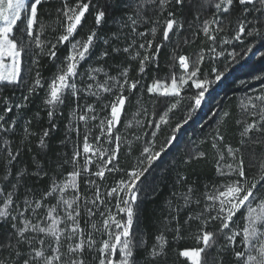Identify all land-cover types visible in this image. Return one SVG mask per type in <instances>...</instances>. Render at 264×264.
<instances>
[{
	"label": "snow or ice",
	"instance_id": "6c2138e0",
	"mask_svg": "<svg viewBox=\"0 0 264 264\" xmlns=\"http://www.w3.org/2000/svg\"><path fill=\"white\" fill-rule=\"evenodd\" d=\"M170 0H136L135 3L127 2L125 7L131 11L133 14L122 16L117 23L120 28L125 27L130 29L132 35H139L141 37L145 36L144 32H137V28L140 23L146 22V17L143 15L144 5L155 4L159 10H163L164 6L169 3ZM206 3H212L216 14H227L238 12L239 15L236 20L235 33L232 36V41H238L243 43L241 37H253V40L244 49L246 53H252V47L256 43L257 39L264 40V0H238V7H233L234 0H205ZM42 3V0H0V94L3 93L5 88L15 87L23 90L24 95L22 96L21 102L17 103L15 107L17 109L23 108L27 105L30 97L33 94H38L40 89H45V100L44 105L47 111V116L50 122V128L44 129L42 135L39 139V146L42 150H47V144L45 143V138L50 134V131L55 129L56 125L54 123V116L57 114L58 109L65 102V95H71L74 102L73 116L80 122L84 123L85 134H84V144L83 153L88 154L93 151L92 147L88 143L89 139V121H95L99 119V124L96 125L100 129V135L95 137L97 144L101 140V136L107 133L105 142L112 143V130L119 124L123 106L125 104L126 96L123 95L124 85H129V90H134L137 88L139 81H133L129 84L127 78V70L120 73L123 77V83L117 77L109 76L107 71H105L103 66L93 67L90 63V58L93 57V49L96 47V43H102L105 45V49L100 51L96 57L98 60H102L108 57L112 53L121 52L120 47L112 46L111 53L108 50L109 39L98 36L97 29L102 22H105V16L108 12L107 7H99L93 4V0H62V7L59 10L62 15L63 32L55 39V42L48 41V47L45 49L44 42L40 39V34L43 32V26L40 25L39 32L34 36L33 30L34 26L39 24L38 19V6ZM177 4H184L185 0H175ZM90 4L96 9L95 15V28L90 29L86 37L78 38L77 29L81 27L82 23H86L85 14L89 12ZM23 14V15H22ZM171 16L172 13H169ZM199 19V17H197ZM224 19H229L224 17ZM18 22H20L19 27ZM177 24L178 29L183 28V24H179L174 19H169L166 21V30L163 32V40L167 41L169 39V32L173 29V25ZM216 25V31H224V26L222 25L221 19L216 16L213 19L205 20L203 22L202 31L208 37L209 40L213 41V45L210 47L209 51L212 54L211 59H216L217 56H223L224 50L221 49L220 52L216 51V36L210 35V25ZM247 29V31H246ZM15 30V31H14ZM152 33L155 34L156 29L152 28ZM232 41L229 39H222L221 44H230ZM67 44L68 54L63 58L61 62L57 65L56 73L50 79L45 88L43 77L39 70L40 58L47 56L50 61H57V45L63 46ZM34 45V48H33ZM132 45L124 47L123 52H129ZM152 41H147V48L145 43H140L139 48L151 49ZM34 49H39L35 51ZM159 45H157V52L153 53L151 57V62L155 61L156 55H158ZM259 51V50H258ZM139 52L136 56H139ZM233 60H236L238 53L233 50L228 53ZM264 55V52H261ZM241 59L244 57L241 56ZM27 59L29 62L25 65L23 60ZM150 57L144 55L140 59V71H144L145 61H149ZM7 61V63H5ZM89 61V64L85 71H79L82 62ZM203 61V57H199L195 62L193 70L188 71L189 64L188 58L185 56L179 57V64L182 69H184V74L179 78L173 74L171 79V87L166 89L161 94L163 96H175L179 97L178 90V79L180 85L187 84L188 80H192L195 88L200 90L194 93L192 96L187 97L189 100V107L186 116L183 119V123H177L175 126H170L168 135L165 139L164 144H161L159 149H156V136L157 133L161 131V125L169 124V113L171 109L177 106L179 100L176 103H172L168 106V102L164 101V108L156 119L153 131L150 135L148 142L145 144L141 159L138 160L137 166L127 174V179H121L117 186L112 187L108 192L107 196L112 197L115 195V208L123 216L121 219L117 220L115 215L111 214V209H109V219L114 225V230L108 227V221H105V227L108 229L109 239L103 241L102 247L98 249L99 251V264H136L134 259V250L139 247L143 240H137L136 234L132 231L134 219L136 217V208L138 195L143 190V184H140L141 178L149 172L152 165L161 158L162 153L166 152L168 147L171 146L172 142L177 141L178 134L184 124H187L192 117V113L201 107L202 101L205 99V92L207 91L206 85L212 83L207 79H199L198 73H200L199 63ZM23 72V75H22ZM103 74V82H99L97 77ZM91 81L92 83H84V86L80 89L83 95H92L99 98L100 92H111L113 88L118 87L119 93L116 95L115 100L108 105L102 106L104 108H110V115H106L103 118H99L96 114V109L91 104H87L83 107L79 104V100L82 98L81 95L77 94V80L81 82ZM196 78V79H194ZM216 80L221 79V74L217 73ZM254 79L264 80V76H256ZM112 82V83H109ZM159 84L154 82L151 87L148 88L149 92H154L158 88ZM96 91H93V89ZM253 101H258L259 106ZM242 107L247 110L249 106L252 111L249 115L259 119L253 120L252 123L247 124L241 133L242 136H248L250 132L255 129L256 132L264 135V91L262 94L256 96H248L246 100L241 101ZM13 107L11 105L5 107V112H12ZM77 113H79L77 115ZM62 114V113H60ZM228 112L223 113V117H227ZM0 121H4V116L0 115ZM10 127H5L4 123H0V132H9L15 127V120L9 122ZM31 123L30 121L28 122ZM106 125V128H105ZM149 126L152 127V122L149 121ZM79 136L80 129L77 126L74 129ZM25 132H28L27 126L24 128ZM148 135V133H144ZM216 139L222 140V136H218ZM116 146L109 153L107 149L102 147H97L95 149V154L100 158L107 156V159L103 160L105 167L111 164L112 167L108 169L109 171H116L117 165L113 163L116 159L117 153L119 151V141L120 137L117 135L115 137ZM256 143L262 142L261 140L254 141ZM7 143V141H5ZM215 143L213 147H215ZM188 151H191V145L187 147ZM237 150L228 148V154L235 157ZM19 153L13 154L11 150L7 152V162L12 164L16 160V156ZM80 156L79 151H74L72 163L74 165V170L68 174V178L58 184L55 181L52 182L49 189L43 194L44 197L52 196L57 190H59L60 199L58 203H63L65 207L66 218L71 221L69 225H66L64 229L58 227L60 223V217H54L53 212L56 211L55 207H49L47 221L48 225L42 226L43 220L36 219L35 222L25 216V213L31 208L32 214L35 215V209L41 207V201H36L33 206V201L25 197L23 200V207L16 204L15 207H10L13 205V196L15 195V189L21 186V177L28 175L26 172H19L14 175V183L11 184L13 191L5 192L4 189L0 188V197H3L2 206H0V222H7L11 226V230L5 236L0 237V264H40L41 260L43 264H53V261H58L60 259L59 243L62 232H67V239L71 240L75 235L79 234L81 237L80 242L74 247L69 244L68 249L72 253L80 252L83 253L85 241L83 239V230L79 228L78 217L80 216V208L77 206L73 209V203L80 200V194L78 189V177L81 176V170L79 167H75L77 158ZM223 159V157H221ZM92 163L91 158L88 155L84 157L83 169L86 174H88V165ZM227 169L225 171L224 169ZM217 170L221 176H230L233 173L240 177H245L244 162L242 159L239 160L238 165L235 167L233 164H227L224 166L218 165ZM35 175L42 177L47 175L43 169H37ZM96 177L101 179L104 178L105 172L103 168H98V170L91 173ZM181 182L185 180V177L179 178ZM264 175L260 176L259 181L251 184L250 187L245 188L243 185L248 184V181L243 180H232L226 181L219 186H213L211 191L205 192V198L208 201H212L211 204H205L202 213H198L195 217L192 215L188 216L189 220L200 219L204 213H208L203 221V225L206 226L209 222L220 221V230L216 233L212 231H203L202 239L203 247L194 250H185L181 253L182 256L188 257L192 264H200L201 253L205 249L212 247L217 239L221 235L232 245L236 243V237L241 235L240 231L235 229V221L233 217L241 210L245 209L247 216V226L243 228V239L242 243L245 246L246 251L236 252L235 256L238 260L242 261V264H264V198H261L259 203L254 207L253 204L257 201L260 196V190L257 189V183L260 184V189H264ZM89 184L95 185V181L89 179ZM138 184L140 186L138 187ZM71 187L76 191V195L72 199H65L63 193ZM31 192V189H29ZM255 192V195H254ZM123 193V195H121ZM192 189L189 187L188 192L184 194L185 204L191 202ZM241 193H243L241 195ZM177 193H174L176 195ZM251 198V199H250ZM99 200L100 203H104L100 199V188L97 185L95 187V199L91 201L92 204H96ZM199 203V201H196ZM85 210L88 214L94 215L93 209L88 208V201H84ZM107 207V205H106ZM259 209V211H258ZM214 212V214H212ZM103 215V213H101ZM242 216L244 213L241 214ZM18 222L22 226H18ZM230 225H233L230 228ZM95 227V225H93ZM224 229H229V232L225 233ZM44 233L55 238L57 244L56 248L52 249V255H45L43 248L34 247L35 236H27L26 233ZM123 237V239H122ZM157 240L160 241V247L166 243L163 236H158ZM40 245H44L45 241L40 240ZM88 248L91 249L95 241L92 239L91 235L88 236ZM253 252H257L258 255H254ZM119 253V255H117ZM156 255L155 249H153V256ZM69 264H84L83 259L73 258L70 260Z\"/></svg>",
	"mask_w": 264,
	"mask_h": 264
},
{
	"label": "rangeland",
	"instance_id": "374dc122",
	"mask_svg": "<svg viewBox=\"0 0 264 264\" xmlns=\"http://www.w3.org/2000/svg\"><path fill=\"white\" fill-rule=\"evenodd\" d=\"M45 1H53V0H42V2H45ZM188 1L189 2L190 1L191 2L199 1V4H197L198 7L196 8V10H200L201 13H199L197 15V17H199L198 21H197L196 16L194 19L197 29L195 28V26L192 25V21H189L187 23V25H189V27L187 29L185 28L184 25H183L182 29H178L177 24H175L176 30L169 37V40L167 42L165 41L166 43L170 42V45L172 48L171 53H172L173 57L171 58V62L168 64L169 67L164 70V74H161V75L158 74L156 76H153V78L151 80H149V81H151L149 86H145V88H144V84H143V87H141L142 84H139V83H140V81L143 80L144 75L147 73L149 65L151 63H153V62H151V57H152L153 53H155V52L151 51L152 47H151V49H148L147 52H145V49L139 48V44L145 43V47L147 48L146 42L149 40L152 41L155 37V34L157 33V30H156L155 34H153L151 30H152V28H155L154 27L155 23H157L158 20L157 19H155L154 21L146 20V22L144 24H141V25L139 24L140 30L138 31V29H137V32H144L145 36L141 37L139 35H135L137 38L136 42L129 49L131 61H135V62H137V64H140V59L144 55H148L150 57V60L145 61V67H144L143 72H141L140 68H139V77H142V79L140 78V81L137 84V88H138V90L136 92L137 95L135 96L134 100H131V102H129V101L127 102V100L130 99V95L127 94L128 93L127 91H133V90H129V85H124L123 95L127 97V99L125 100L126 107H125L123 113L121 114L120 122H119V124H117L118 126L114 127L112 130V143H106L105 142L106 135H107V133L105 132V135L101 136V140H100L99 144H97L95 137L97 135H100V129L98 127H96V125L99 124V119H97L95 121H89L90 132H89L88 143L92 147L93 151L88 153V154L83 153L84 134H85L84 123L78 121L76 119V117L73 116L72 110H73V107L75 105H74L73 98L71 97V95H65L64 104L62 106H60V108L58 109L57 114H56L57 116L55 115L53 118L54 123L56 125L54 130L56 131L58 127L63 130V134H62L63 148L59 151V153L57 155L58 160L54 164L57 173H54L53 175H44L42 177H38L35 175L36 170L37 169H43V168L40 167L38 164H36V166H32V167H23L19 164L16 165L15 162L18 161V156H16V160L12 164H8L7 152L9 150H11L13 152V154H15L16 152L19 153V150H18V148H14V146L11 144L10 140H11L12 136L9 132H7V133L0 132V188L4 189L5 192L13 191V189L11 188V184L15 182L13 177L17 173V171L28 173V175H25V176L20 178L21 179V186L14 190L15 195L13 196V205H11L10 207H15L16 204H19L21 207H23V200L25 199V197H27L28 199H30L34 202L33 206H34L36 201H41V207L35 209V215L32 214V210L30 208L28 210V212L25 213V216L28 217L29 219L33 220V222H35L36 219L43 220L42 226H45V227L49 223L46 219L47 215H48L49 207H55L56 211L53 212L52 215L54 217H60V223L58 225V227L60 229H64L66 227V225H69L71 223V221H68L66 218V213H65V207L66 206L63 203H58V201L60 199L59 190H57L52 196H48L46 198L44 197L43 194L49 189V187L53 181L60 184L68 178V174L74 170V165L72 163L73 153H74V151L80 152V156L77 158V162L75 165V167H79L81 170V176L78 177V180H77L79 194H80V200L73 203V209H75L77 206H79V208H80V216L77 219L79 221V228L82 229L83 233H84V235H83V239L85 241L84 251H83V253H80V252L72 253V252H70L68 249L69 244H71L74 247L76 244H78L80 242L81 237L79 236V234H77L71 240H69V239H67L68 233L62 232L61 237H60V243L58 245L59 252H60V259L58 261H53V264H69L70 260L73 258L83 259L84 264H99V259H98L99 251H98V249L100 247H102L103 241H106L109 239L108 229H106V227H105V221H108V227L110 229L114 230V225L112 224L111 220L109 219V209H111V214L115 215V218L117 220L121 219L123 216V214L119 213L114 206L115 202H116L115 201V195L116 194H113L112 197H108L107 192L112 187L117 186L118 182L121 179L126 180L127 174L134 169V168H132V170H130V169L125 168V166H124L125 164L123 162H121L123 160V157H125V155H132L133 149L135 147H137L139 154L136 157V161L138 162V160L142 158L141 157L142 150H143L145 144L148 142L150 135L153 131V127H154L155 122H156V119L154 118L153 114H155V117L158 118L162 109L165 107L164 103H163L164 101H167L168 106H170L172 103H176L177 100H179V103H177V106L175 108L171 109V111L169 113V124L161 125V131L159 133H157L156 149L158 150L160 145L164 144V141L166 139V138L164 139L163 136L167 137L168 135H170L169 128H170L171 120L173 119V116L175 114L174 113L175 109L178 107L179 104H181V101L182 102L186 101L185 104L182 103L183 104L182 109H180V111H179V112L183 113L182 114L183 116H186L187 111H188V107H189V100L187 99V97H190L194 93L200 91V90L195 88V85L192 83V80H188L187 84L180 85V82L178 79L177 82H178L179 97H175V96H171V95L166 97V96H163L161 94L163 91H165L166 89H169L171 87V79L173 77V74H175V76L177 78H179L182 74H184V69H182L180 67V64H179V57L180 56H185L188 58V64H189L188 71L189 72H191L193 70L194 66H196L195 62L198 60V58L202 56L203 61L200 62L198 65L200 68V73H198L197 78L207 79L209 81H212V83L206 85L207 91L205 92V99L202 101L201 107L192 113V117L189 120L190 122L188 121L187 124H184V126L181 128V131L178 134H176L178 137L177 141L172 142L171 146L168 147L167 151H169V149H172L174 146H177L178 148L182 149V153H184V151L186 152V158L188 160H190L191 158L196 160L200 157L206 156L207 152L205 150H206V147L208 146L210 149H212L214 151V153L217 157L216 163H215L216 173L220 178L217 179L215 186H219L220 184H223L226 181H232V180H241V183L243 184V180L246 179L248 181V184L243 185V186L245 188H247V187H250L252 183L259 181L260 176L264 175V170H263L264 167H263V169L260 170V172L257 173V176H255V177L246 176V173H245L244 178H240V177L236 176L234 173L230 176H221L217 170L218 165L224 166L227 164H233V166L235 167L236 165H238L239 160L241 158L237 155V152L235 154V157L228 154V148L229 147L232 148L234 151L237 150V147L234 144H231L230 142H225V140H223V139L222 140L216 139L218 136H221L220 131L218 129L220 127V124H222L223 121L225 120V117H223V116L221 117V112L223 111L222 106L220 105V101H219L221 98H218V100H217L215 95L213 97H211L210 95L207 96V94H208L209 90L214 89L218 85V83L221 81V79L220 80L215 79L217 72H216V67L213 65H212V73L211 74L215 75V76H209L208 71H206V73H204V74L202 73V67L205 64L210 62V61L208 62L210 52L208 51V49L203 48L204 46H203L202 40L204 39V37H207V36L203 33L202 27H203V22L205 20L213 19V17L216 16L217 18L221 19L222 25L224 26V31H219L221 33V35L223 36L222 39H229L230 41H232L229 33L225 32V29L231 27V23H230L231 20L224 19V17H228V15L231 13V10H230V13H227V14H216L212 3H206L205 0H188ZM157 3H158V0H157ZM213 3H214V0H213ZM147 5L156 6L155 4H146L144 6H147ZM169 13H170V11L168 12V16L164 19L165 23H164V27H163L164 28L163 32L166 30V21L172 18V15L170 16ZM86 14H88V13H86ZM19 23L20 22H18V25H19ZM151 23H154V24H151ZM178 23L182 24L181 22H178ZM215 29H216L215 24L210 25V35L215 34ZM34 30H35V26H34ZM34 30H33V35H34ZM198 32L200 33V36L198 35ZM84 37H86V36L80 35V38H84ZM128 37L131 38L132 36L130 34H128ZM162 37H163V35H162ZM196 37L199 40L196 44H193ZM200 37H202V40ZM242 37H241V40L243 41V43L238 42V41H232L230 44H227V45L220 43V41L222 39H220V40L217 39L216 51L220 52L221 49H223L224 55L223 56H217L216 59H225V62L227 63V65L229 63H232L233 61H237L239 59V55H242L245 52L244 49H246V47L251 42L248 39H253V37H247L244 39ZM120 39L121 38H119V40ZM211 42H213V41H211ZM96 45H97V43H96ZM190 45H192V46L196 45L197 46L196 49H193L196 52H194V53L191 52V54H189V53L185 54L184 51H185L186 47H188ZM233 50H235L238 53L236 60H233L232 57L228 55V53L232 52ZM137 52H139V54H140L139 56H136ZM59 62H61V61H59ZM5 63H7V61H5ZM90 63L93 67H100L101 66L98 64V60L95 58V54L93 55V57L90 58ZM88 64H89V61L82 62L80 65L79 71H81V72L85 71ZM131 64L132 63H130L129 65L131 66ZM129 69H130V67H129ZM129 69H126V68L123 69V71L127 70V77H128V73H130ZM56 70H57V67H56ZM56 70L52 74L51 77H49L46 80L43 79L44 84H45V88L47 87V84L50 81V79L56 73ZM107 73H108V71H107ZM22 75H23V72H22ZM108 75L112 76V74H110V73H108ZM258 75L260 76L261 74L256 73V75L254 77H256ZM254 77H251V79L254 81V83L250 82L249 85L244 84V86L241 87V91L236 98L238 110L240 113L239 123L241 122V125H239V132H240L241 139H242L241 133L243 132V130L247 126V124L252 123L253 120L259 119L258 116L253 117V116L249 115V112L252 111L250 106L247 110H245L241 105V101L246 100V98L248 96L260 95V94H262V91H264V80H257V79H254ZM117 78L121 80V83H123V77L122 76L117 77ZM104 79L105 78H104L103 74H101L100 76L97 77V80L101 83L103 82ZM194 79H196V78H194ZM230 79L232 80V78H230ZM247 81L248 80L244 79L242 82H247ZM154 82H157L159 84V86L154 92H149L148 88L151 87V85ZM84 83H92V82L87 81L86 78H85L84 82H81L79 79L77 80V94L82 96V98L79 100V104L81 105V107H83L87 104H91L94 107V109H96V114L98 115L99 118H103L106 115H110V108H104L102 110V106L108 105L115 100L116 95L120 94L118 87L113 88V90L111 92H102L101 91L99 94V98H97V96L83 95L80 92V89L84 86ZM109 83H112V82H109ZM240 84H241V82H240ZM93 91H96V89L94 88ZM14 92H16V91H14ZM153 96H156V97H153ZM39 97H40L41 111H42V113L45 112L46 114L43 115L38 110L37 111L38 113L35 114L33 116V118H36L37 120H39L42 116H46V121L48 122L45 128H43V129L41 128L39 130V132L38 131L36 132V133L40 134V136H37V140H38V146L37 147L40 150H36V151H37V153L39 151L42 154V152L45 153V150H42L40 148L39 139L42 135L43 130L50 128V122H49V119L47 116V111H46L45 105H44L45 89H43V92ZM0 100L2 102L6 103V106H9V105L13 106V104L15 103L13 101L14 99L10 98L7 94H4V92L2 94H0ZM204 101H206V102L203 103ZM148 102L152 103L153 112H148ZM253 103H256L259 106L258 101H253ZM203 106H204V108H203ZM18 110H21V108ZM6 113H8V112H6ZM60 113H62V114H60ZM78 114L79 113H77V115ZM2 115L4 116V121H0V123H4L5 127H7V124L12 120H15V122H16L15 125H16L20 119L18 117H14L13 119H9L7 117V115H5V114H2ZM149 121L152 122V127L149 126ZM179 123H183V122H179ZM191 123H193V126L196 125L198 127L190 126L188 128V126ZM176 124L177 123H175L173 126H175ZM9 125H10V123H9ZM202 125H204L205 129L208 131V134H209V140L208 141L206 139V136H204L205 135L204 131H202V129L199 128ZM77 126L80 129L79 136L77 135L76 131L74 130ZM15 127L13 130H11V133L14 135L16 133ZM105 128H106V125H105ZM184 130H185V132H184ZM145 132L148 133L147 136L144 135ZM254 132H256L255 129H253V131L250 132L248 134V136H245V137L247 139H250L251 135ZM24 133H25V131H24ZM26 133L30 134V131L28 130V132H26ZM117 135H119V137H120L119 151L117 153L116 159L113 161V163L117 165V170L116 171H109L108 169H110L112 167V165L109 164V165H107V167H105L103 164V160L107 159V156L100 158L98 155L95 154V149L97 147H102L103 149H107L108 152L110 153L112 151V149L115 148V146H116L115 137ZM48 139H49V136L47 138H45L46 144H47ZM241 139H240V141L242 142ZM5 141H7V143H5ZM214 143L216 145L215 147H213ZM189 145H191V151L186 150ZM167 151L162 153L161 158L159 160H157L152 165V167H154L160 160H162V157L167 153ZM207 154H209V153H207ZM85 155H88L92 160V163H90L88 165V169H89L88 174H86L84 172V169H83ZM36 157L37 156H35V159H37ZM221 157H223V159H221ZM263 164H264V161H263L262 165ZM152 167L150 169H152ZM98 168H103V170L105 172V176L103 179L96 177L94 175H91V173L98 170ZM224 170L227 171L226 168ZM126 171H128V172L126 173ZM244 171H245V168H244ZM46 173H47V171H46ZM31 176L34 177V178H31L32 180L36 179L34 182H30L28 180L29 177H31ZM45 177L49 178V181H48L49 186L45 189L39 190L38 186L40 185V181H41V179H46ZM89 179L95 181L96 182L95 185L89 184L88 183ZM262 182H264V181H262ZM140 184L144 185V182L142 183V179H141ZM140 184H138V187L140 186ZM97 185L100 188V199L104 201L103 204L100 203L99 200L96 201V204L91 203V201L95 199V187ZM189 185H193V184L191 183ZM189 187L191 188V186H189ZM212 187L210 188L209 191H211ZM29 189H31V192H29ZM257 189L260 190V196L258 197L257 201L253 204L254 207L259 203L261 198H264V189H260L259 183H257ZM192 191H193V189H192ZM187 192H188V190H186L184 192V194ZM141 193L138 195L137 205H139V202H140L139 196L141 197ZM174 193L175 192H173L172 195L170 194V196L167 198L166 203H165L166 208L168 209L169 213H170V211L172 213L177 212L179 209V208H177V206H175L177 204L173 203V196H175ZM76 194H77L76 191L73 190L71 187H69L67 190L64 191L63 196L65 199L70 200ZM242 194L243 193H241V195ZM121 195H123V193H121ZM192 195L193 194L191 193V201L194 199V196H192ZM254 195H255V192H254ZM183 197H184V195H183ZM204 198H205V196H204ZM182 199H184V198H182ZM85 200L88 201L87 207L93 209L94 215L90 216L88 214V212L85 210V204H84ZM2 203H3V197H0V206H2ZM183 203H184V207H187L184 200H183ZM211 203H212V201H208L205 198V201L202 204V206L199 205L198 206L199 209H196L195 213H189L188 215H192L193 217H195L198 213L203 212L205 204H211ZM106 205H107V207H106ZM137 208H136V210H137ZM258 211H259V209H258ZM101 213H103V215H101ZM242 213H244L243 216L241 215ZM212 214H214V212ZM207 215H208V213H204V215H202L200 219H196L201 224L194 231L195 233H194L193 245L196 247L195 249H197V247L198 248L203 247L202 239H200L203 231H212L213 233H216L220 230V221H217V223H216V221L209 222L206 226L203 225V221L205 219L204 216H207ZM166 220H168V219H166ZM233 220L235 221V229L240 231V233H241V235L236 237L235 245L230 244L224 238L223 235H221L219 237V239H217L216 236H214V240L216 241V243L212 247H210L209 249H205V251L201 253L200 264H225L224 263V256L225 255H228L232 259V262H234L235 264H242V261L237 259V257L235 256V253L246 251L245 246L242 243L243 228L247 226V216L245 213V209L241 208V210L236 214V216L233 217ZM93 225H95V227H93ZM18 226H22V225H20L18 222ZM232 227H233V225H230V228H232ZM0 228L1 229L4 228V230H3L4 236L7 233H9L11 230V226L7 222H0ZM161 231H163V232H160L156 236V239H155L156 243L152 245V248H151L152 255H153V249H155L156 255H160L162 253V251L160 250L161 247L159 246L160 241L157 240L158 236H163L164 240H168L170 238V235L165 231L164 228ZM224 232L225 233L229 232V229H224ZM134 233H135V227H134ZM26 235L27 236H35L34 247H37V248L42 247L43 250L45 251L46 256L52 255L53 254L52 249L57 247V244L55 242V238L50 236V235H46L44 233L34 234L31 232L26 233ZM89 235H91L92 239L95 241V243L93 244L91 249L88 248V243H87ZM41 239L45 241L44 245H40L39 241ZM122 239H123V237H122ZM136 239L138 240L137 237H136ZM242 245L244 246L243 249H241ZM190 250H194V249H190ZM253 254L258 255L257 252H253ZM117 255H119V253H117ZM186 258H188V257H186ZM188 260L192 264V262L189 258H188ZM40 264H43L42 260H41ZM252 264H255V262H252Z\"/></svg>",
	"mask_w": 264,
	"mask_h": 264
},
{
	"label": "trees",
	"instance_id": "16d2710c",
	"mask_svg": "<svg viewBox=\"0 0 264 264\" xmlns=\"http://www.w3.org/2000/svg\"><path fill=\"white\" fill-rule=\"evenodd\" d=\"M69 2L71 3L73 0H69ZM127 2H129V0H93V4L98 5L99 7H107L109 9L105 16V22H102L97 29L98 36L101 37V40L104 38L109 39V46L107 47L110 53L112 46L121 48V52L118 54L112 53L102 60H98L96 57L100 51L105 49V45L97 43L93 52L95 54V58L98 60V64L103 66L108 73L112 74L113 77H120V73L123 72V69H129L130 67V73H128L127 78L129 83H131L133 81H140V78L142 79V77H139L140 64H137L135 61H131L129 52L126 53L122 51L124 47L133 45L137 39L136 36L130 33L129 28L125 27L121 29L120 25L117 23L122 16L133 14L125 7ZM130 2L135 3L136 0H130ZM190 2L185 0L184 4H177L175 3V0H170V2L164 6L163 10H159L157 5L144 6L143 15L146 17V20H158L154 26L157 33L152 40L151 51L156 53L157 45H159V50L155 61L149 65L147 73L144 75L143 80L139 83L142 84L141 87H143V84L144 88L145 86H149L151 82L149 80H151L153 76L164 74V70L169 67L168 64L171 62V58L173 57L170 42L166 43L169 39L165 42L162 37L165 23L164 19L168 16V12L170 11V13H172L171 19L181 22L186 29L189 27V25H187L189 21H192V25L197 29L194 19L195 16L197 18V15L201 13L200 10H196L199 1ZM61 7L62 0L45 1L38 6L39 24L35 26L34 35L39 32V27L42 25L43 32L40 34V39L44 42L43 46L45 49L49 46L48 41L55 42V39L63 32L62 23L64 18L59 12ZM233 7H238V0H234ZM95 11L96 9L90 4L89 12L85 15L86 23H82L81 27L77 30L78 38H80V35L86 36L90 29L96 27L94 15ZM238 15V12H231L228 15L229 20H231V27L225 29V32L229 33L231 40L237 26L236 20ZM144 23L145 22H142L140 25ZM137 29L139 31L140 27L138 26ZM175 30L176 25L174 24L169 37ZM128 34L132 37L129 38ZM198 35L200 36L199 32ZM214 35L218 40L223 38L219 31L215 30ZM119 38L121 39L119 40ZM200 38L202 40V37ZM242 38L244 39L245 37L243 36ZM198 40L199 39L196 37L193 44H196ZM248 40L252 41L253 39ZM202 43L204 46L203 48L208 49V51L211 45H213V42H211V40L209 41L208 37H204ZM215 44H217V42H215ZM68 48L69 46L67 44H64L63 46L57 45V61H50L47 56L40 58L39 70L44 80L52 76L56 70L58 62L62 61L68 54ZM196 48V45H190L186 47L184 52L185 54H191V52H196L193 50ZM34 50L39 51V49ZM261 52H264V40L257 39L256 43L252 47V53L244 52L242 55H239V59L237 61H233L227 65L225 59H211L212 54L210 53L208 62L210 61L211 63L209 62L202 67L203 74L208 71L209 76H215L211 74L212 65L216 67V72L221 74V81L214 89L208 91L207 96L210 95L213 97L215 95L217 100L218 98H221L219 100L223 109L221 117L225 111L228 112V116L225 117V120L222 124H220L218 130L225 142H230L237 147V155L243 159L246 176L253 177L257 176V173L264 167V164L262 165L264 161V135L254 132L250 139H247L245 136H242L241 139L239 132V125H241V122L239 123L240 113L236 98L244 84L249 85L250 82L254 83L251 77H254L256 73L261 74L260 76H264V55H261ZM241 56L244 58L241 59ZM28 62L29 61L27 59L23 60V64L25 65ZM130 63H132L131 66L129 65ZM230 78H232V80ZM244 79L248 81L242 82ZM137 90L138 88L133 91H127V94L130 95V99L127 100V102L134 100L137 95ZM3 92L10 98H13L15 103L12 106L13 111L6 113V103L0 100V115L5 114L9 119H13L14 117L20 118L19 122L15 125V135L9 131L12 136L10 140L11 144L14 148H18L19 150L18 161H16L15 164H19L23 167H32L38 164L45 172L47 171V175L57 173L54 164L58 160L57 155L59 151L63 148V130L58 127L56 131L53 129L50 132L49 139L47 141V151L45 153L42 152L41 154V152L38 151L37 153L36 151L40 150L37 147V136H40V134L36 132H39L41 128H45L48 123L46 121V116H42L39 120L33 118V116L38 113V110L41 114H46L41 111L39 97L42 94L43 89H40L38 94H33L27 105L21 108V110H18L15 105L16 103L21 102L22 96L24 95L23 90L20 88L8 87L5 88ZM185 102L186 101H181V104H179L175 109V114L171 120L170 126H173L175 123L183 122L185 116H183V113L179 111L182 109V105L185 104ZM205 102L206 101L203 103ZM152 106V103L148 102V112H153ZM125 107L126 104L123 106L122 113ZM29 121L31 122L30 124L28 123ZM25 126H27L30 134L26 132L24 133ZM190 126H193V123H191L188 128ZM7 127H10L9 123L7 124ZM193 127L198 126L194 125ZM199 128L204 131V136H206L208 141L209 134L204 125ZM163 137L164 139L166 138L165 136ZM256 140H261L262 142L256 143L254 142ZM205 151L209 153H206L205 157H200L196 160L191 158L188 160L186 158V152L184 151V153H182L181 148L174 146L172 149L167 151V153L162 157V160L152 167V169H149V172L141 178L144 185L141 197L139 196L140 202L136 210V217L134 219L133 226L135 227L136 237L138 240L142 239L143 243H141L139 247L134 250V259L136 264H191L188 258L182 256L181 253L185 250L196 248L193 245L194 231L201 223L196 219L189 220L188 214L195 213V210L199 209L198 206H202L205 201V192L209 191L210 188L216 184L217 179L220 178L216 173L215 163L217 157L214 151L208 146ZM132 152V155H125L121 161L125 164V168L130 170L137 166L136 157L139 154L138 148L135 147ZM35 156H37V159H35ZM127 172L128 171H126V173ZM180 177H185L186 179L181 182L179 179ZM31 178L34 177H29L28 180L30 182H34L36 180H32ZM48 181V177L46 179H41L38 189L42 190L47 188L49 186ZM191 183L193 185H189ZM189 186L193 189L192 196H194V199L187 204V207H184V199L182 198H184V192L188 190ZM173 192L177 193L173 196V203L177 204L175 206L179 209L177 212L172 213L170 211L169 213L165 203L167 198L170 194L172 195ZM196 201H199V203H196ZM205 217L206 216H204V218ZM134 227L132 229L133 232ZM163 228L170 235V238L165 240L166 243L163 245V248L160 249L162 253L160 255L153 256L151 251L152 245L156 243V236L160 232H163L161 231ZM3 230L4 228H0V237L4 236ZM243 248L244 246L242 245L241 249ZM224 263L235 264L228 255L224 256Z\"/></svg>",
	"mask_w": 264,
	"mask_h": 264
},
{
	"label": "water",
	"instance_id": "95a60500",
	"mask_svg": "<svg viewBox=\"0 0 264 264\" xmlns=\"http://www.w3.org/2000/svg\"><path fill=\"white\" fill-rule=\"evenodd\" d=\"M171 32V31H170ZM170 32H169V34H170Z\"/></svg>",
	"mask_w": 264,
	"mask_h": 264
}]
</instances>
